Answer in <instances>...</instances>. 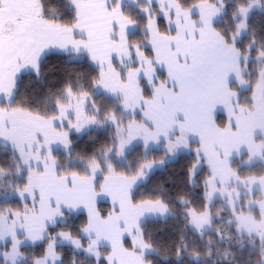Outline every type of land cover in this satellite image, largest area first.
<instances>
[{
	"label": "snow or ice",
	"instance_id": "6c2138e0",
	"mask_svg": "<svg viewBox=\"0 0 264 264\" xmlns=\"http://www.w3.org/2000/svg\"><path fill=\"white\" fill-rule=\"evenodd\" d=\"M50 57L92 72L35 93L23 75L45 79ZM91 128H111L110 146L74 155L71 134ZM159 145V165L194 157L193 187L207 166L198 204L139 192ZM0 155V201L23 202L0 204V264H65V244L95 264H154L148 218L176 217L170 205L180 264L190 246L193 264H264V0H0Z\"/></svg>",
	"mask_w": 264,
	"mask_h": 264
},
{
	"label": "trees",
	"instance_id": "16d2710c",
	"mask_svg": "<svg viewBox=\"0 0 264 264\" xmlns=\"http://www.w3.org/2000/svg\"><path fill=\"white\" fill-rule=\"evenodd\" d=\"M226 19V18H225ZM260 16L257 14L256 20L259 21ZM166 26V22H164ZM163 30V27H162ZM140 33H138V36ZM247 43V41H246ZM47 67L45 68L46 78L40 80L38 83L32 75L25 73L23 75V81L25 86L31 85V91L35 93H45L48 91H55L56 89L62 88L70 81V79L77 73L92 72V66L88 64H62L54 57H50L46 62ZM165 74V71H164ZM166 75V74H165ZM250 95V93H245ZM139 118V117H137ZM217 122L226 121L227 116L225 113L218 112L216 115ZM113 130L107 129H96L91 128L83 134L72 133L71 139L74 144L73 154L74 155H91L101 147L110 146L111 136ZM63 151V150H61ZM143 152L142 145L137 148L136 152L129 157L139 155ZM59 155V153H57ZM10 156V154H9ZM165 157L163 149H154L148 154L147 160L159 161ZM6 157L0 155V161H3ZM195 163L194 157L189 152H183L173 160L167 161L162 168H158L153 172L149 173V177L146 182L139 188V192L152 194V190H155V195L164 199L168 202L169 199H175L177 196H184L192 200L195 204L199 203V198L203 194L202 181L208 175V170L203 168L198 177V184L193 187L189 179V169L191 165ZM141 198L139 195L137 199ZM22 201L19 199H10L8 201H0L3 207H11L14 210L22 207ZM30 206V200H29ZM98 207L105 212L111 208L110 201H100ZM172 210L177 213L176 217L166 218H150L148 219L147 227L151 233L152 240L155 242L154 247L158 251V255H149L148 259L154 261V264H180L177 260L176 252L179 249V241L182 239L183 232L185 231L184 222L179 215V208L176 205H170ZM220 208L219 205L216 206ZM78 219L75 220L76 227L82 226L86 223L87 212H78ZM216 227H220L217 223ZM68 227L60 225L55 228V231H69ZM52 231V229H50ZM191 232L188 233V240H195ZM207 239V237L205 238ZM85 247L87 241H84ZM47 242H37L35 246H29L22 248L21 251L28 253H34L35 255L41 254L43 248H46ZM11 245H8L10 248ZM103 250V249H102ZM194 248L189 247L188 251L182 254L183 264H193L189 259V254L192 253ZM57 251L64 254L65 264H69V261L75 256L78 259V264H95V261H89L85 259L84 255L77 254L72 251V246L65 244L63 247H58ZM203 253V249H200ZM256 259L255 256L252 257Z\"/></svg>",
	"mask_w": 264,
	"mask_h": 264
},
{
	"label": "rangeland",
	"instance_id": "374dc122",
	"mask_svg": "<svg viewBox=\"0 0 264 264\" xmlns=\"http://www.w3.org/2000/svg\"><path fill=\"white\" fill-rule=\"evenodd\" d=\"M165 71V74H166V70H164ZM218 112H222V113H225L226 114V112H224L223 110H220V109H218L217 110V113ZM217 113H216V115H217ZM226 116H227V114H226ZM88 131V130H87ZM73 133H76V132H73ZM83 133H85V132H82V133H77V134H83ZM197 145L195 144V143H192L191 144V147L194 149L195 147H196ZM163 145H159L157 148H154V149H163ZM61 150H63V148H62V146H61ZM183 152H188L187 150H182L180 153H178L177 155H175V156H172V155H169L168 156V158H167V160H166V162L167 161H170V160H173V159H175L176 157H178L181 153H183ZM163 159H165V157L163 158ZM162 160V159H161ZM150 161H153V160H150ZM156 161V160H155ZM160 161V160H159ZM159 161H156L157 162V167L156 168H154L151 172H153L154 170H156V169H158V168H162L165 164H163V165H159ZM204 168H206L207 169V166L205 165V167ZM208 170V169H207ZM150 172V173H151ZM29 200H30V198H29ZM108 201V200H107ZM220 204H221V202L220 201H217V203H216V206L217 205H219L220 206ZM150 218H166V217H149L148 219H150Z\"/></svg>",
	"mask_w": 264,
	"mask_h": 264
},
{
	"label": "crops",
	"instance_id": "0c3cea01",
	"mask_svg": "<svg viewBox=\"0 0 264 264\" xmlns=\"http://www.w3.org/2000/svg\"><path fill=\"white\" fill-rule=\"evenodd\" d=\"M137 119H139V118H137ZM107 200L111 202V198L105 197V198L100 199V200L98 201V203H99L100 201H107ZM78 212H87V211H86V209H85V210H80V211H78ZM21 238H22V237H21ZM29 243H31V242H29Z\"/></svg>",
	"mask_w": 264,
	"mask_h": 264
}]
</instances>
